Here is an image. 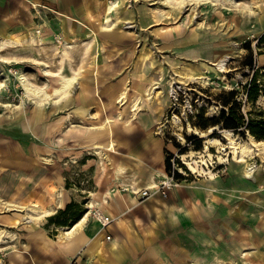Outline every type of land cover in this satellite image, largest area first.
Listing matches in <instances>:
<instances>
[{
  "label": "rangeland",
  "instance_id": "rangeland-1",
  "mask_svg": "<svg viewBox=\"0 0 264 264\" xmlns=\"http://www.w3.org/2000/svg\"><path fill=\"white\" fill-rule=\"evenodd\" d=\"M42 2V5L32 7L24 0H0V82H6L0 92V131H6V126L22 127L21 122H26L29 132L24 139L57 147L51 154L34 155L33 160L58 168L59 175L65 179L66 189L77 193L82 199L81 206L88 211L89 204L96 205L92 199L95 182L91 172L102 169L107 163L87 145L85 147L82 137L90 130L98 131L92 126L100 123L105 114L116 120L114 127H124V120L131 116L138 96L147 97L146 91L157 86L162 94L146 105L140 116L145 113L157 115L153 127L158 132L161 125L162 133H158L165 141L164 153L171 169V173H165L173 176L174 183L179 186L173 185L168 197L152 188L149 201L161 197L168 200L172 192L182 189L190 193L187 194L188 203L198 198L199 203L205 205L199 209L201 218H196L203 229L182 227L185 234L181 236L191 235V241H186L179 255L167 257L166 264H264V156L255 152L247 157L248 164L259 166L249 178L244 176V163L238 162L233 155L223 156V163L215 158L210 164L212 175L207 176L192 173L179 157L188 151L204 149L206 137L192 133L188 127L201 130L213 127L209 124L203 128L200 124L219 115L223 108L220 99L227 91H240L238 99L244 112L258 107L264 109L263 94L253 105L246 101L241 87L253 75V70L244 65L248 46L254 53V65L264 67V59L260 58L264 46L259 48L257 45L261 36L257 28L264 15V0H236L237 5L226 0H172V3L167 0H125L108 13L106 3H116L117 0ZM88 11H98L103 20L109 15L114 27L109 29L103 25L98 28ZM60 13L68 14L74 20ZM38 29L42 32L37 33ZM93 30L97 33V42ZM57 35L61 37L59 41ZM224 55L230 57L225 72L211 71L206 67L205 64L214 65ZM95 66L98 88L106 103H109L112 91L121 90L127 95L123 105L111 102L103 111L94 93L79 99L82 87L75 84L69 98L55 102L52 97L39 106L25 95L18 79L24 75L37 87H45L49 80L46 89L51 91L60 73L71 75L74 69L81 76L90 77ZM192 77H206L207 80ZM170 82H174L177 89V96L173 99L168 95ZM80 108L85 110L84 113ZM21 109L25 121H15V112ZM76 110L79 113L74 114ZM39 113L41 116L37 117ZM88 113H93L96 119H88ZM174 117L184 130H176L178 126ZM137 122L132 121L130 127ZM217 127L208 136L226 143L220 131L223 128ZM176 132H181L185 143L179 140ZM234 134L242 139L249 138V134ZM69 136L83 144L78 148L82 154H62ZM258 141L264 143V139ZM210 152L218 155L217 147H210ZM65 156L68 157L65 159ZM87 160L93 164L83 169L82 163ZM174 171L181 177L176 178ZM103 173L105 178H110L113 168H106ZM137 198L138 202L144 200ZM26 214L27 210H24L23 218ZM11 217L8 212L0 211V228L14 234L11 238L4 232L5 242L0 243V264H9L10 252L17 250V246L9 241H17L19 232L22 234L26 230L12 225L8 227L13 224L8 221ZM92 218L91 215L88 219ZM25 221L23 219L21 225L27 228L28 222Z\"/></svg>",
  "mask_w": 264,
  "mask_h": 264
},
{
  "label": "crops",
  "instance_id": "crops-1",
  "mask_svg": "<svg viewBox=\"0 0 264 264\" xmlns=\"http://www.w3.org/2000/svg\"><path fill=\"white\" fill-rule=\"evenodd\" d=\"M257 29L259 35L264 32V28ZM86 95L82 93L79 99L86 98ZM82 111L83 108H80ZM157 118L156 114L145 113L132 125L134 127H113L120 153L113 154L114 165H121L125 170L117 173L113 167V176L110 178L104 177L103 168L91 172L95 182L92 199L96 205L92 204L99 207L110 222L103 227L98 220V223L94 220L97 218L91 213L93 218L86 220L77 233L70 237L63 235L61 228L73 226L79 218L67 226H60L49 221V217L69 203H80L82 199L77 193L66 189L65 179L59 175L58 168L33 160L34 155L51 154L57 147L48 144L43 146L41 142L24 139L29 130L23 126H6V131H0V211L4 210L12 216L8 221L13 224H8V227L12 225L26 229L22 234L19 232L17 241H9L14 247L17 246V250L9 254V264H166L167 257L179 255L186 241L192 238L191 235L181 236L185 234L182 227H200L196 221V218H201L200 215L185 213L193 204L187 202L190 193L180 189L172 192L168 200L161 197L149 201L150 198H145L138 202L137 195L118 189L116 192L111 190L114 184L119 183L122 186L130 184L146 187L151 178L166 171L165 141L156 127H153ZM103 130L105 133L101 140H107L106 129ZM77 131L87 133L82 129ZM70 136L66 137V150L62 154H82L83 151L78 150L81 145L79 139ZM89 138L88 133L82 137L85 147H89L92 142ZM92 164L87 160L82 163V167L88 169ZM159 178L161 176L157 177V182ZM62 192L68 195V199L64 205L56 206L52 214L32 225L28 223L27 228L21 225L24 224L22 220L15 224V218L21 216L31 202L47 207L55 204ZM106 197L108 199H104ZM4 202L21 205L23 209L8 211L3 207ZM51 231L52 234L49 233ZM108 236L110 238L107 239ZM99 238H102L104 245L109 246L107 252H100L97 248ZM114 254L116 257H113Z\"/></svg>",
  "mask_w": 264,
  "mask_h": 264
},
{
  "label": "bare ground",
  "instance_id": "bare-ground-1",
  "mask_svg": "<svg viewBox=\"0 0 264 264\" xmlns=\"http://www.w3.org/2000/svg\"><path fill=\"white\" fill-rule=\"evenodd\" d=\"M27 3L31 4L32 7H37L42 5L41 0H24ZM125 0H117L116 3L113 2H108L106 3V11L107 13L113 8V7H119L124 3ZM172 3V0H167ZM193 1H207V0H193ZM215 2H219L220 0H213ZM229 4L232 5H237L236 0H226ZM91 20L96 22V25L98 28H101L103 25H107L109 29H112L114 27V23L112 22V19L110 18L109 15H106V18L103 20L99 16L98 11H88ZM62 16L66 17L67 19L74 20L71 16L65 13H60ZM130 15L133 14V11L130 10L129 12ZM259 29L264 28V15L260 17L259 19ZM132 27V25L130 26ZM258 31V29H257ZM94 33V39L97 42V33L96 31L93 30ZM255 34V33H253ZM228 55H224L221 58H219L214 65L210 64H205L206 67L209 70L213 71H221L225 72L226 71V64L227 61L229 60ZM260 58L264 59V54L260 56ZM96 67V66H95ZM97 67L94 68L91 72L90 77H84L81 76L79 72L76 70L72 69V74H64L60 73L58 76V79L55 80L56 84L53 83L54 86H52L51 91H48L46 87L49 86V80H47L46 86L45 87H37L33 83H31L27 77L24 75L19 76V82L21 84V87L24 89L25 95L29 97L31 100H33L35 103H37L39 106H43L45 102L50 100L52 97L55 98V102H60L62 98L66 97L69 98L71 91L74 87L75 84H79L80 87H82L83 93L86 95L89 89V94L94 93L95 96L97 97V101L100 103L102 110H106L107 105L112 102V104H118L123 105L126 102V91H112L110 94V101L109 103H106L104 98L102 97L99 88H98V69ZM46 73L50 74L48 71H45ZM6 79L8 76H5ZM192 79H201L206 81V77H192ZM88 83V84H87ZM170 87L168 89L169 92V97L170 98H175L177 96V89L174 86V82H170ZM6 85V82H0V92L2 88ZM93 85V86H91ZM147 97L142 98V96H138L137 100L134 102L132 106V114L129 117V119L124 120V127H130L132 124V121L134 120H139L140 113L144 110V107L146 105H149L153 99H159L160 95L162 94V90L157 89V86L150 88L149 90L146 91ZM23 101L21 102V106L23 105ZM85 110L82 112L84 113ZM40 113L37 114V117H40ZM122 117V116H121ZM118 118V120L121 119ZM24 116H22V109L20 111L15 112V115L13 119L15 121L23 120ZM88 119H96L93 113H88L87 114ZM69 120V119H67ZM25 121V120H23ZM174 122L178 127H176L177 131H182L184 130L183 127H181L180 123L178 124V118L174 117ZM116 123V120L109 116V114H105V117L103 120L100 121V123L97 122V125H94L92 127H95L96 129H101L99 131H93L90 130L88 135L91 137L89 138L92 142L89 144V149H92L93 153L98 155L99 158L103 161L106 162V166H103V169L106 168H116L117 173H122L124 172L125 168L121 165L115 166L114 165V159H113V154H120L119 149H118V143L117 139L115 137L114 133V124ZM23 125L24 129H28V125L26 122H21ZM161 126V125H160ZM158 127V132L162 133L161 127ZM132 127V126H131ZM215 128H218L217 126L210 127L207 130H201L198 128H192L188 127V130L191 131L194 134H198L201 137H206L205 138V144H204V149L202 151H188L183 154H180L179 157L180 159L184 162V164L189 168V170L192 173H196L198 176H207V175H212V170L210 168V164L214 162V159L217 158L219 163H223V156L225 155H233L234 159H236L238 162L244 163L243 167V173L245 177H250L255 171L259 169V166L256 163L253 164H248L247 162V157L252 155L253 153H257L259 155L264 156V143L262 141L256 140L253 136L249 135L248 140L247 139H242L240 137H237L233 131L226 129L222 130V134L226 138V143L221 142L220 139L215 138V137H210V135ZM103 129H106V137L107 140H101L102 136L104 135L103 132L105 131ZM102 131V132H101ZM175 135L179 138V140L182 143H185L186 140L184 136L181 134V132H176ZM210 147H217L218 149V155H214L210 152ZM106 167V168H105ZM160 181H166L168 180V177L166 173L160 172L157 174V176L153 177L150 179V181L147 183V186L149 188H156L158 186L157 182V177H160ZM118 184L113 185L112 191L118 189ZM175 186H179L177 183ZM111 191H109L110 193ZM68 199V195L65 192H62L57 200L55 201V204H51L47 207L45 206H40L37 203L31 202L30 206H28L27 209V214L23 218V214L19 216L18 218H15V224L21 223V220L25 219V222L30 223V225L39 222L42 220L45 216L50 215L54 212L55 207L59 205H64L66 200ZM133 200L134 198L131 197ZM134 201V200H133ZM202 205L199 203L198 198H196V201L193 202L192 207L189 209L185 210L186 214L189 213H197L199 214V209L201 208ZM3 207L6 210H11V209H16V210H21L23 209V206L21 205H15V204H10V203H3ZM89 207H93V204H89ZM91 208H89L88 211H85L82 216L78 219L77 223H75L73 226L69 227H62L61 231L64 233L63 235H66L68 237L73 236L74 234L77 233L79 230L80 225L82 224L89 218L91 211ZM97 220L98 219H94ZM98 223V222H97ZM200 228L203 229V226L200 225ZM203 233L206 232L205 230H202ZM9 234L11 238L14 237V234H10L6 232L4 229L0 228V243L5 242L4 241V235L5 233ZM202 233V234H203ZM207 233V232H206ZM201 236V234H199ZM102 238H99L97 240V248L99 249L100 252H107L108 251V245H104V243L101 240ZM202 242H206L204 238H202ZM114 243V242H113ZM116 245V243H114ZM112 244V247L113 245ZM182 250V249H181ZM116 251H119L116 249ZM113 257H116V254H114Z\"/></svg>",
  "mask_w": 264,
  "mask_h": 264
},
{
  "label": "trees",
  "instance_id": "trees-1",
  "mask_svg": "<svg viewBox=\"0 0 264 264\" xmlns=\"http://www.w3.org/2000/svg\"><path fill=\"white\" fill-rule=\"evenodd\" d=\"M258 47L264 46V32L258 39ZM248 55L245 58L244 65L249 66L253 70V75L246 83L242 84L243 92L246 96V101L256 103L258 98L264 95V67H256L254 65V53L250 46ZM264 51H260V54ZM240 91L231 89L224 93L220 99L223 108L219 115L209 121H203L200 125L206 128L209 124L213 126H221L223 129H229L236 134L253 136L256 140L264 139V109L258 107L257 110L244 112L242 102L238 99ZM165 170L171 173L169 160L166 159ZM176 178L181 176L174 171ZM80 203L71 202L64 209H60L54 215L49 217V221L55 222L60 226H67L71 221L77 220L83 215L85 209Z\"/></svg>",
  "mask_w": 264,
  "mask_h": 264
},
{
  "label": "built area",
  "instance_id": "built-area-1",
  "mask_svg": "<svg viewBox=\"0 0 264 264\" xmlns=\"http://www.w3.org/2000/svg\"><path fill=\"white\" fill-rule=\"evenodd\" d=\"M37 33H41V30L38 29ZM58 38V41L60 40V36H56ZM168 180L166 181H160L158 186L156 187V191L160 192L163 196H167V193L169 190L172 189L174 183V177L173 176H167ZM118 190L123 191V192H130L133 195L139 196L140 199H145L148 198L152 195L153 191L152 188H149L148 186L143 187V188H136L130 184L122 186L121 184L118 186ZM91 209H93V215L98 219V221L101 223L103 227H106L110 220L107 217V215L97 206H93ZM108 238H110L108 236Z\"/></svg>",
  "mask_w": 264,
  "mask_h": 264
},
{
  "label": "water",
  "instance_id": "water-1",
  "mask_svg": "<svg viewBox=\"0 0 264 264\" xmlns=\"http://www.w3.org/2000/svg\"><path fill=\"white\" fill-rule=\"evenodd\" d=\"M215 129H216V128H215ZM215 129H214V130H215ZM219 129H220V126H219ZM222 130H226V129H221L220 131H222ZM233 133H234V132H233Z\"/></svg>",
  "mask_w": 264,
  "mask_h": 264
}]
</instances>
